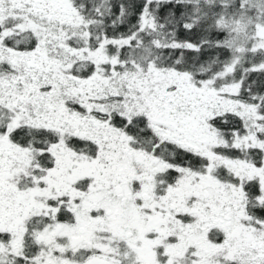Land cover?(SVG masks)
<instances>
[{
    "label": "snow or ice",
    "instance_id": "1",
    "mask_svg": "<svg viewBox=\"0 0 264 264\" xmlns=\"http://www.w3.org/2000/svg\"><path fill=\"white\" fill-rule=\"evenodd\" d=\"M0 264H264V0H0Z\"/></svg>",
    "mask_w": 264,
    "mask_h": 264
}]
</instances>
